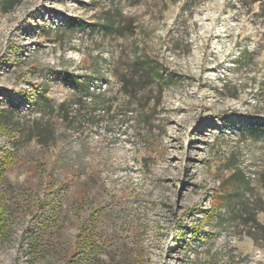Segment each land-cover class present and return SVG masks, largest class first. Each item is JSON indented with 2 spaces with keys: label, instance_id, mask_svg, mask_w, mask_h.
<instances>
[{
  "label": "rangeland",
  "instance_id": "obj_1",
  "mask_svg": "<svg viewBox=\"0 0 264 264\" xmlns=\"http://www.w3.org/2000/svg\"><path fill=\"white\" fill-rule=\"evenodd\" d=\"M4 3L0 103L57 142L19 144L0 264H264V0Z\"/></svg>",
  "mask_w": 264,
  "mask_h": 264
},
{
  "label": "trees",
  "instance_id": "obj_2",
  "mask_svg": "<svg viewBox=\"0 0 264 264\" xmlns=\"http://www.w3.org/2000/svg\"><path fill=\"white\" fill-rule=\"evenodd\" d=\"M4 8L5 11H9L17 6H19L23 0H4ZM103 27L107 30H112L114 28V24L111 22L110 18L104 20ZM78 88H81L87 92H89L88 88L90 83H86L82 85L81 83H76ZM81 85L83 87H81ZM38 90V96L35 99L37 105L42 107V112L47 110L50 115H53L55 120L61 119L63 121L71 120V111L66 110V104L62 105L57 111L52 106L50 99L46 96L48 89L44 87H36ZM93 102V101H92ZM86 103L85 100H72L70 101L69 107L73 108V112L80 111V107ZM96 112V111H95ZM56 114V115H55ZM56 116V117H55ZM14 112L13 109L2 106L0 103V135L4 136L7 140L5 144L0 145V187L5 185L7 181V174L9 169L16 165V160L18 156L16 154L19 144L21 141H31L36 139L40 144L43 145H53L57 142V129L56 123L54 120L47 119L44 125H40L39 120L33 122L31 126H26L23 122L20 121ZM87 126L92 127L94 125L93 121H88ZM11 147L12 149L8 148ZM234 178V175L231 176ZM3 198L0 195V238L7 237L10 233L11 228V218L9 216V212L6 209V205L3 203ZM94 227L88 229L86 235L80 240L81 244H85L83 250L79 246L76 247V252H91L93 249L94 239L92 232L94 231ZM75 252V253H76Z\"/></svg>",
  "mask_w": 264,
  "mask_h": 264
}]
</instances>
